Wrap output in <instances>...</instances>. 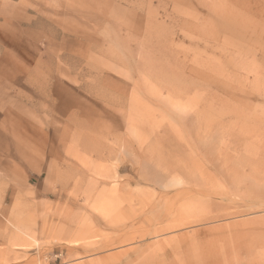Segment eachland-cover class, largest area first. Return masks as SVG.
<instances>
[{
	"label": "rangeland",
	"instance_id": "obj_1",
	"mask_svg": "<svg viewBox=\"0 0 264 264\" xmlns=\"http://www.w3.org/2000/svg\"><path fill=\"white\" fill-rule=\"evenodd\" d=\"M0 100V264H264V0H0Z\"/></svg>",
	"mask_w": 264,
	"mask_h": 264
},
{
	"label": "bare ground",
	"instance_id": "obj_2",
	"mask_svg": "<svg viewBox=\"0 0 264 264\" xmlns=\"http://www.w3.org/2000/svg\"><path fill=\"white\" fill-rule=\"evenodd\" d=\"M41 88H45V85H43V84H41ZM70 98H71V100H70ZM66 100H67V103H69V105L70 106H72V105H76V104H79L78 103V101H77V99L76 98H74V97H70L69 96V98L66 96ZM8 105L6 106L5 104H4V101H1L0 100V117L1 118H8V116L9 115H14V112L11 110V109H8ZM10 108V107H9ZM73 108V107H72ZM73 118V117H72ZM2 126V128H4V129H2V130H5V129H7L8 128V126H9V124H8V126L4 123V124H2L1 125ZM5 126H6V128H5ZM10 129V128H9ZM15 134V133H14ZM15 136L16 137H18L16 134H15ZM263 146V145H262ZM31 147V146H30ZM30 151V150H29ZM31 152L32 153H39L40 152V149H38V147L36 148V147H33L32 146V149H31ZM41 154V153H40ZM39 154V155H40ZM240 160V159H239ZM83 198H85V199H87L88 197H87V194H85L84 196H82Z\"/></svg>",
	"mask_w": 264,
	"mask_h": 264
}]
</instances>
